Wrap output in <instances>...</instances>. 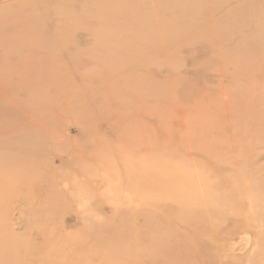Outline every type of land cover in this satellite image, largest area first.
Returning a JSON list of instances; mask_svg holds the SVG:
<instances>
[{
  "label": "rangeland",
  "instance_id": "rangeland-1",
  "mask_svg": "<svg viewBox=\"0 0 264 264\" xmlns=\"http://www.w3.org/2000/svg\"><path fill=\"white\" fill-rule=\"evenodd\" d=\"M0 264H264V0H0Z\"/></svg>",
  "mask_w": 264,
  "mask_h": 264
}]
</instances>
